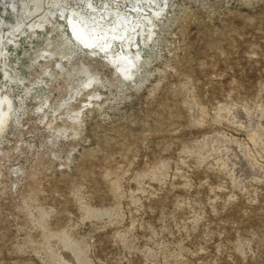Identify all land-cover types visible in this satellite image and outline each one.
Masks as SVG:
<instances>
[{
    "label": "rangeland",
    "instance_id": "obj_1",
    "mask_svg": "<svg viewBox=\"0 0 264 264\" xmlns=\"http://www.w3.org/2000/svg\"><path fill=\"white\" fill-rule=\"evenodd\" d=\"M165 4L127 73L56 22L6 43L0 264H264V0Z\"/></svg>",
    "mask_w": 264,
    "mask_h": 264
},
{
    "label": "bare ground",
    "instance_id": "obj_2",
    "mask_svg": "<svg viewBox=\"0 0 264 264\" xmlns=\"http://www.w3.org/2000/svg\"><path fill=\"white\" fill-rule=\"evenodd\" d=\"M68 1L70 0H17L14 4H8L6 10H15L18 22L6 26V19L1 13L0 54L3 55H0V63L6 75L4 83L13 82L12 74L16 69L13 64L15 58L9 56V52L4 53L6 43L15 44L28 29L50 30L55 27L54 22L66 26L78 45L103 54L122 73H127L138 62L139 37L143 44L152 40L155 20L163 14L166 5L165 0H104L102 4L92 0H82V3L73 0V6ZM127 6L131 8L126 9ZM58 16H61L60 20L57 19ZM3 86L1 83L0 132L9 123L14 103L11 89Z\"/></svg>",
    "mask_w": 264,
    "mask_h": 264
}]
</instances>
